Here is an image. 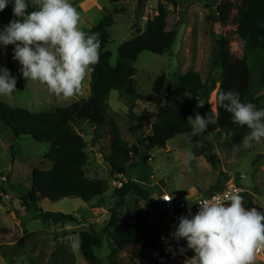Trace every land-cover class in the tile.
Instances as JSON below:
<instances>
[{"label":"rangeland","instance_id":"obj_1","mask_svg":"<svg viewBox=\"0 0 264 264\" xmlns=\"http://www.w3.org/2000/svg\"><path fill=\"white\" fill-rule=\"evenodd\" d=\"M213 1L182 0L181 6L185 8L182 9L183 16H180L182 25L171 51L163 56L145 52L134 65L137 69L134 80L138 95H150L155 80L161 74H166L168 82H175L180 75L194 71L206 81L213 71V52L219 39L226 44L229 55L238 59L248 58L250 66L255 67L253 58L247 56L244 42L230 21L218 20V0ZM229 1L236 4L242 0ZM139 2L142 9H139ZM71 3L80 13L79 27L82 31L93 29L105 16L113 15L115 24L110 29V43L107 46V51L112 53L113 66L120 60L119 48L145 31L147 23L157 15L159 3L165 4L172 15L177 16L180 11L179 7L176 8L168 0H135L116 5L111 4L109 0H71ZM12 8L13 3H9L5 10L0 12V29L16 18ZM115 9H125L126 12L118 14ZM13 49V45H0V66L9 69L11 75L17 79L13 97L11 100L0 97L2 102L33 113H45L91 98V72L84 81L82 95L68 100L57 99L50 96L40 83L28 81L22 76L21 65L13 59ZM260 66L257 64L256 69H260ZM214 75L217 78L220 76L217 71ZM219 86L218 83L216 95L211 94L209 99V118L215 121ZM189 98V95H183L180 100L186 102ZM253 99V104L258 109L264 108V78H256ZM201 101L198 100L197 105ZM197 105L193 118L199 113ZM109 106L108 114L119 127V136L129 142L133 151L131 167L127 169L124 179L136 182L149 194V198H145L131 192L124 198L118 208L122 222L136 225L145 235H150L164 222L162 213L165 212L157 193L167 192L177 202H194L212 189L224 187L232 179L250 195L244 199V204L252 202L255 207L261 209L259 211L264 212V139L254 143L251 148L242 144L231 149L217 121L209 124L205 135L216 147L220 160V166L215 168L207 164L206 160L205 164L196 157L190 162L186 161L184 153L189 145L183 136L169 141L166 148L157 147L147 152L139 142L145 138L147 131L152 133L156 109L139 103V107L133 110L144 121L137 122L132 129L128 116L131 105L127 104L126 97L120 91L111 92ZM84 124L74 122L76 131L84 134L83 137L89 144L87 176L105 181L108 190L96 199L95 204H86L80 199L40 203L38 207L44 213H62L78 220V223L56 227L45 225L42 219L37 218L35 208H25L19 200L30 190L33 170L42 165V158L47 154L49 145L38 143L29 136L15 138L4 124H0V187L8 190V195L0 194V264H88L80 251L79 233L88 227H94L102 233L108 224L110 210L118 199L115 196V179L103 162V156L98 152L102 147L106 149L114 133L110 126L106 127L102 132V140L94 145L92 139L96 135V128ZM201 183H205V187ZM191 186H197L194 192ZM112 233L102 235L103 246L95 248V255L100 258L102 264H131L133 247L125 246L119 249L113 242ZM64 234L68 237L65 238ZM77 240L79 246L73 247L72 242ZM183 244L195 255L187 248L186 240H183ZM257 264L260 263L257 261Z\"/></svg>","mask_w":264,"mask_h":264},{"label":"trees","instance_id":"obj_2","mask_svg":"<svg viewBox=\"0 0 264 264\" xmlns=\"http://www.w3.org/2000/svg\"><path fill=\"white\" fill-rule=\"evenodd\" d=\"M127 1L135 0H109L113 5ZM168 1L176 8H180L179 16L172 15L165 4L159 3L157 15L147 23L145 31L134 36L119 48L120 60L115 66L111 62L112 53L107 51L110 43V29L115 24L113 15L105 16L93 29L84 31L99 33L101 40L99 63L93 66L91 71L92 96L90 99L45 113H33L25 109L14 108L0 100V124H4L15 138L29 136L38 143L49 145L47 154L42 158V165L33 170L30 190L19 198L25 208H35L38 213L37 218L42 219L45 225L64 226L68 223H78V220L62 213H44L38 207L40 203L80 199L89 204L102 197L108 190L105 181L91 179L87 176L89 144L76 131L74 122L85 121L96 128V135L92 139L94 145L102 140L103 130L108 126L111 127L114 137L106 149L102 147L98 152L103 156V162L116 181L120 180V177L124 178L127 169L131 167L132 147L129 142L119 136V127L108 114L112 91H120L126 97L127 104L131 105L128 116L132 129L137 122L144 121L133 110L139 107L137 106L139 103L156 109L152 134L139 142L148 152L157 147L166 148L169 141L191 131L189 117L193 116L198 100H202L203 104L199 107V114L209 117L211 111L209 99L211 94L216 95L215 90L219 83L217 124L226 136L229 148L234 149L243 144L242 139L248 134L249 129L233 123L231 113L218 103V94L221 91H232L239 93L244 103L254 101L256 78H264V0H242L236 4L229 0H218L217 4L218 20L220 22L230 21L239 38L244 42L247 56L253 58L254 65L260 64V69L258 67L256 69V65L255 67L250 66L248 58L238 59L229 55L226 44L219 39L216 41L213 52V71L206 81H203L202 77L194 71L180 75L175 82H168L166 74H161L155 80L150 95H138L134 80L137 69L134 65L140 55L145 52L154 56L169 53L182 25L180 16H183L182 9H185L181 6L182 0ZM139 9H142L141 2H139ZM31 10L33 9L30 7L29 11ZM114 11L118 14L126 12L125 9ZM141 15L139 14V18ZM215 71L220 74L219 78L214 75ZM183 95H189L190 98L182 102L180 98ZM191 149L196 158H204L215 168L220 166L216 147L207 139L205 133L193 137ZM223 188H214L210 193ZM131 192L149 198V194L136 182L127 181L122 188L115 189L118 201L110 210V218L104 231L100 233L94 227H88L79 233L80 251L88 264H102L94 250L103 246L102 235L109 232H113V242L119 249L125 246L133 247L131 264H136L137 259L157 248L156 243L161 225L156 227L152 234L145 235L136 225L122 222L119 218L120 203ZM0 194L8 195V190L0 187ZM249 196L245 193L243 198ZM244 207L261 210L252 202L245 203ZM162 217L165 218V213H162ZM64 237L67 238L68 235L64 234Z\"/></svg>","mask_w":264,"mask_h":264},{"label":"clouds","instance_id":"obj_3","mask_svg":"<svg viewBox=\"0 0 264 264\" xmlns=\"http://www.w3.org/2000/svg\"><path fill=\"white\" fill-rule=\"evenodd\" d=\"M9 3L16 18L0 29V45L14 46L13 59L21 65L22 76L40 83L57 99L82 95L86 77L99 63L100 34L80 29V13L71 0H0V12ZM16 84L9 69L0 66V97L11 100ZM218 103L231 113L233 123L249 129L242 139L246 148L264 139V108L242 102L232 91H221ZM189 120L191 131L183 136L189 145L184 153L188 162L195 159L193 137L216 123L199 113ZM163 199L171 202L172 197ZM243 200L238 193L214 195L197 202L200 207L194 215L189 208L188 215L178 218L170 235L186 240L195 253L185 264H257V254L264 249V212L245 208ZM72 246L78 247L79 241Z\"/></svg>","mask_w":264,"mask_h":264},{"label":"built area","instance_id":"obj_4","mask_svg":"<svg viewBox=\"0 0 264 264\" xmlns=\"http://www.w3.org/2000/svg\"><path fill=\"white\" fill-rule=\"evenodd\" d=\"M151 131L145 133V137L149 136ZM122 180H115V186L122 188L123 184L127 181L120 177ZM240 194L244 197L247 193L246 190L237 184L233 179L230 180L222 190L212 192L194 202H177L168 193L160 194V201L163 205L165 218L164 222L160 226V231L157 240V248L149 251L144 256L137 259L136 264H185L186 259L194 256L190 251L186 249L183 244L184 239L177 241L170 234L174 231V226L179 223V217L181 215H188L189 208L194 215L199 209V202L202 199H209L214 195H231ZM172 197L171 202L164 200L163 198ZM163 238V239H162ZM257 261L260 264H264V249L257 254Z\"/></svg>","mask_w":264,"mask_h":264},{"label":"crops","instance_id":"obj_5","mask_svg":"<svg viewBox=\"0 0 264 264\" xmlns=\"http://www.w3.org/2000/svg\"><path fill=\"white\" fill-rule=\"evenodd\" d=\"M78 122H84L85 124H84V126H86V125H88V126H90L87 122H85V121H78ZM91 128H93L92 126H91ZM77 132L79 133V134H81L78 130H77ZM82 136L84 135V134H81ZM200 160H202L204 163H205V159L204 158H202V157H200ZM206 164V163H205ZM208 164V163H207ZM204 187H205V183H201ZM199 185V184H198ZM203 186H200L201 188H204ZM196 187L197 186H191V189H192V191L193 190H196ZM194 192V191H193ZM164 193H167V192H164ZM210 192H207L206 194H205V196L206 195H208ZM160 194H162V193H157L156 195H157V197L158 196H160ZM98 200V199H97ZM97 200H95V201H93V202H91L92 204H95V202L97 201ZM71 249H72V247H70ZM73 250V249H72ZM62 253V252H61Z\"/></svg>","mask_w":264,"mask_h":264},{"label":"water","instance_id":"obj_6","mask_svg":"<svg viewBox=\"0 0 264 264\" xmlns=\"http://www.w3.org/2000/svg\"><path fill=\"white\" fill-rule=\"evenodd\" d=\"M217 114H218V108H217ZM158 198L160 199V196H158Z\"/></svg>","mask_w":264,"mask_h":264}]
</instances>
